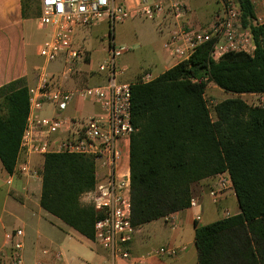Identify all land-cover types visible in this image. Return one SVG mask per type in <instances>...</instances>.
<instances>
[{
  "label": "trees",
  "instance_id": "trees-1",
  "mask_svg": "<svg viewBox=\"0 0 264 264\" xmlns=\"http://www.w3.org/2000/svg\"><path fill=\"white\" fill-rule=\"evenodd\" d=\"M30 1L24 0L25 9ZM241 22L253 35V55L212 58L213 43L150 83L132 86L130 180L132 224L139 228L190 208L193 186L228 172L240 213L195 232L198 264H264V107L239 96L264 94V28L254 25L249 0H239ZM214 84L237 95L213 107ZM30 114L25 81L0 88V161L13 174ZM41 207L84 238L95 241L100 212L82 203L96 186L88 156L51 153L41 171Z\"/></svg>",
  "mask_w": 264,
  "mask_h": 264
},
{
  "label": "built area",
  "instance_id": "built-area-1",
  "mask_svg": "<svg viewBox=\"0 0 264 264\" xmlns=\"http://www.w3.org/2000/svg\"><path fill=\"white\" fill-rule=\"evenodd\" d=\"M129 1L134 4H129ZM254 10V25L264 28V0H249ZM42 27H51L53 33L39 49L45 65L62 60L64 74L73 75L80 62L88 58L84 44H79L77 35L82 30H91L98 23L109 24L110 31L117 23L140 17L157 24L174 22L165 49L177 62L188 61L195 50L206 43H213L212 58L220 60L231 52L253 55L256 51L253 35L244 29L241 22L239 0H219L221 9L206 27L185 24L189 13L186 0H39ZM109 56L99 65V72L108 74L106 84L81 86L71 90L58 88L51 90V76L45 67L41 69L40 80L35 88L29 89L30 114L22 136L20 153L26 156L51 153L76 154L91 157L96 163V186L87 193L90 204L100 212L95 225V241L114 258L131 260L129 249L137 229L132 224L130 172L123 175L118 168L124 159V145L129 142L135 129L132 124V86L137 83H150L156 78L146 73L134 83L117 81V60L129 52L127 47H118L108 37ZM74 100L80 103L98 104L101 114L86 118L80 117H40L46 104L64 112ZM264 107V106H263ZM59 136V141L55 139ZM19 157V156H18ZM108 169L103 180L97 177V168ZM32 174L30 165H19L17 173ZM16 174L14 170L13 174ZM11 183V181H9ZM234 192L228 172L212 178L209 195L213 203H219L228 193ZM198 205V198L192 196L190 208ZM230 217L226 213V218ZM197 217V220H200ZM24 232L22 229L6 234L11 244L7 258L9 264H25L23 258ZM180 247H160L139 264H146L152 257L175 258ZM40 264V263H37Z\"/></svg>",
  "mask_w": 264,
  "mask_h": 264
},
{
  "label": "crops",
  "instance_id": "crops-1",
  "mask_svg": "<svg viewBox=\"0 0 264 264\" xmlns=\"http://www.w3.org/2000/svg\"><path fill=\"white\" fill-rule=\"evenodd\" d=\"M186 3H188L189 13L185 18V24L195 26L194 21H198L199 17L195 8L189 5L188 0ZM129 4L133 5L134 2L129 1ZM38 5L39 10L27 7L24 14V0H0V88L18 80L25 81L29 89L35 88L39 83L43 67L51 76L49 86L51 90L58 88L71 90L86 86L93 81L100 85L106 84L109 76L106 72H99L98 67L109 56L110 32L115 43L114 26L110 31L109 24L101 22L91 30H82L78 33L77 41L86 47L88 58L85 62L79 63L75 74L66 75L63 62L49 66L41 62L39 49L51 37L53 29L40 25V4ZM153 26L160 39L158 43L162 47L161 50L147 51L143 58L147 63L146 68L137 65V61L134 62L131 56L122 59V63H119L118 59L117 79L120 82L134 83L146 73L154 76L153 69L164 68L159 75L154 76L157 78L177 65L164 47L171 32L176 28L174 22L164 21L161 28L153 22ZM99 38L102 45L99 43ZM124 47L129 48V52L123 56L132 51V47ZM129 58L132 59L129 60ZM248 95L258 99V103L253 106H264V94ZM101 112L98 104H83L79 100H74L64 112H59L52 105L46 104L42 110L35 111V114L40 117L86 118L99 115ZM55 139L59 141V136ZM123 149L124 159L118 168V173L121 175L130 172V141L125 143ZM44 160V155L26 156L20 153L14 175L8 174L0 161V181H2L0 185V264H9L7 256L10 254L11 244L7 242L6 234L18 229L24 232L25 264H139L140 259L146 258L160 247H180L181 252L175 258H149L146 264H198L196 229L226 218V213L230 216L240 213L235 192L228 193L219 203H213L209 195L212 178L206 179L193 186V195L198 198L197 207L188 208L139 227L129 245L132 259H116L101 245L84 238L41 207L40 174ZM25 162L29 163L34 175L17 173L19 165ZM107 173V168L102 166L97 168L99 180H103ZM85 199L89 201L86 194L83 196V200ZM197 217L201 219L197 220Z\"/></svg>",
  "mask_w": 264,
  "mask_h": 264
},
{
  "label": "rangeland",
  "instance_id": "rangeland-1",
  "mask_svg": "<svg viewBox=\"0 0 264 264\" xmlns=\"http://www.w3.org/2000/svg\"><path fill=\"white\" fill-rule=\"evenodd\" d=\"M187 1V0H186ZM189 5L193 6L196 10L197 17H199L198 21H194L195 27H206L209 25L211 20L216 16L219 9H221L219 0H188ZM40 4V2H39ZM188 4V3H187ZM35 10H39L38 3H35V1H30V6ZM99 24V23H98ZM97 24V25H98ZM105 31V30H104ZM114 34H115V43L118 47H124L129 46L132 47V51L128 54L123 56L122 58H119V63H122L124 58L132 57L137 61V65H141L143 68L147 67V63L144 61V56L147 53V51L151 50H161L162 47H160V42L158 39V35H156L153 22L137 17L132 20H128L125 23H117L114 26ZM101 36V35H100ZM99 43L102 45V42ZM107 40V39H106ZM97 56V54H95ZM132 58H129L131 60ZM123 59V60H122ZM41 62L44 63L43 58H41ZM57 62H62L61 59L51 62V64H57ZM118 62V60H117ZM164 68H157L153 69L154 76L159 75ZM118 82H120L117 79ZM88 86H97L100 85L98 82H89L87 84ZM86 85V86H87ZM102 85V84H101ZM237 95H233L230 93H226L222 91L219 87H217L214 84H209L206 90V100L208 102V106L211 111L212 119L215 120V113L213 111V107L226 99L230 98H237ZM242 100L247 102L250 105H255L258 103V99L254 96L245 94L239 96ZM2 181H0V185ZM82 203L87 206H92L88 200H83ZM233 211V210H232ZM207 221V220H206Z\"/></svg>",
  "mask_w": 264,
  "mask_h": 264
}]
</instances>
